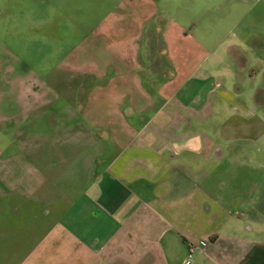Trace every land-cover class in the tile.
<instances>
[{
    "label": "crops",
    "instance_id": "1",
    "mask_svg": "<svg viewBox=\"0 0 264 264\" xmlns=\"http://www.w3.org/2000/svg\"><path fill=\"white\" fill-rule=\"evenodd\" d=\"M145 1L135 5L136 20L115 19L112 30L106 27V50L97 58L108 61L101 67L64 66L76 79L77 98L63 101L62 91L63 97L48 100L50 87L34 81L41 87L37 108L19 102V113L0 112V206L14 203L17 210L16 196L31 199L53 180L43 169L59 166L55 156L78 158L74 148L83 143L102 148L83 165V186L76 185L86 193L91 225L74 228L64 210L40 242L4 264H264V55L250 53L264 54V30L250 29L256 23L264 28L263 13L253 9L264 0H159L164 5L148 17ZM224 5L230 12L220 10ZM113 9L80 21L100 22ZM209 20L230 27L241 22L243 29L231 38L228 28L218 39L229 43L207 51L217 70L199 78L194 70L178 84L181 72L166 68L172 26L201 42ZM115 75L125 76L114 84ZM2 85L10 89L15 82ZM87 86L103 90L95 94L100 117L82 101ZM24 88L29 95L34 90ZM38 107L44 113L32 118ZM39 121L44 129L34 135L28 123ZM13 130L20 135L9 134ZM29 134L48 148L40 162L19 149ZM44 207L37 222L52 214L48 203Z\"/></svg>",
    "mask_w": 264,
    "mask_h": 264
},
{
    "label": "rangeland",
    "instance_id": "2",
    "mask_svg": "<svg viewBox=\"0 0 264 264\" xmlns=\"http://www.w3.org/2000/svg\"><path fill=\"white\" fill-rule=\"evenodd\" d=\"M119 2H122V5ZM137 3L138 0H0V84L7 82L9 79L13 80V85L15 82L14 88L11 86L8 89V86L4 87L3 85L0 87V112L4 115L19 113L20 109L16 106L20 104L19 102L28 103L26 106L30 108H37L40 101L38 93L41 92V87L34 85V81L40 85V82L47 83L50 87L48 100L61 98L63 93V101L64 99L69 101L77 98V94H74L75 88H72L74 87L72 81L76 79L72 78L73 74L66 71L64 66H72L74 62L75 65H79V62L80 65L92 62L95 66L101 67L104 60L108 61L105 56L97 58L100 53L106 50V43L101 35H105L106 27L112 30V20L118 19L120 23L122 19L136 20L138 13L135 5ZM139 3L141 2L139 1ZM163 5L164 2H159V0L155 2L146 0L144 16L148 17L155 7L160 9ZM191 7H194L193 3ZM112 8L114 9L111 17H107L100 22L94 23L93 21L87 25L80 21L102 17L108 9ZM115 8L128 10L119 13L121 10ZM253 9L259 13L258 16L262 12L264 17V2L256 1ZM220 10L226 13L230 12L231 8L224 5ZM73 16L74 19H72ZM67 18L76 20V22H65ZM198 18L193 17L195 20H198ZM239 24L235 27L226 24L218 26L215 23L211 24L209 20V24H206L203 28L204 32L208 34L207 38L201 42L190 41L181 37L179 34L182 32L180 26L173 25L172 28L177 29L176 32H173L174 39L168 38L165 41L169 47L166 55L167 72H181L176 79L179 84L194 70L199 71L196 78H199L205 71L217 70L216 58L213 55L207 59L205 58L206 53L207 51L211 53L222 50L229 42L218 39L219 34L231 28V38H233L239 30L243 29V24L241 22ZM250 29L264 30L262 23H259L258 26L256 23L254 26H250ZM93 30H96L94 34ZM162 42H164L163 38ZM76 51L81 54L79 59L72 55ZM85 52H92L90 53L92 58ZM250 53H257L259 58L264 55L259 51H250ZM124 76L115 75L113 81L117 82H114V84L121 83ZM96 77L100 79L104 75H97ZM174 77L175 75L173 77L170 75L169 79L171 80ZM256 80L260 82L261 76L257 77ZM27 84L28 87L33 86L34 90L31 91V95L24 88ZM102 85L98 83V87ZM76 92H79V90H76ZM102 92L101 89L92 92L88 89V86L84 87L81 92L82 101L85 104L90 103V105H87L89 111L98 117L102 116V110L99 106L100 101L95 99V94ZM54 110L55 108L52 111ZM42 113L44 111L38 107V110L33 111L34 116L31 117L42 116ZM28 124L34 127L33 134L37 135L40 133V129H44L45 122L39 121ZM10 127L13 128L14 125L11 124ZM9 134L14 135L15 131H10ZM15 135H20V131ZM1 139L3 140V138ZM100 145H92L95 147V152L91 144L83 143L79 145L78 149L75 147L74 152L76 154L78 152L79 156L77 158L75 155L74 159L68 157L70 153H66L65 157H61V159L55 156V163H58L59 166L48 170L43 169L50 177L52 176L53 180H50L31 199L26 200L22 199L21 196H16L17 210H12L14 203L9 205L2 203L0 206V264H4V260L13 261L25 255L29 251L30 245L40 242L41 236L56 225L64 210H68V212H65L67 213L65 220L74 228H82V224L85 228L91 225L92 222L88 216V202L86 199L83 200L86 193H82L76 185L83 186L82 183L86 181L83 165L91 159V154L95 156L96 153H100V149H102L99 147ZM102 145L104 146V144ZM19 149L38 162L43 159L41 158L42 152L48 150L47 147L42 148L39 141L32 134L25 136ZM25 149L28 153H25ZM71 149L73 148L71 147ZM21 174H23V171H21ZM47 203L51 207L52 214L48 218L44 217L37 222L34 216L44 214V206ZM48 241L55 240L50 236ZM56 243L54 242V244Z\"/></svg>",
    "mask_w": 264,
    "mask_h": 264
},
{
    "label": "built area",
    "instance_id": "3",
    "mask_svg": "<svg viewBox=\"0 0 264 264\" xmlns=\"http://www.w3.org/2000/svg\"><path fill=\"white\" fill-rule=\"evenodd\" d=\"M192 256H193L192 253H190V254H189V259L192 258Z\"/></svg>",
    "mask_w": 264,
    "mask_h": 264
}]
</instances>
